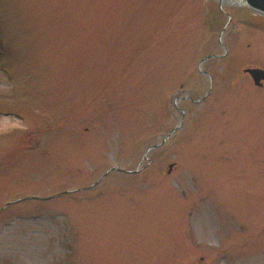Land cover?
Listing matches in <instances>:
<instances>
[{
    "label": "rangeland",
    "instance_id": "374dc122",
    "mask_svg": "<svg viewBox=\"0 0 264 264\" xmlns=\"http://www.w3.org/2000/svg\"><path fill=\"white\" fill-rule=\"evenodd\" d=\"M243 22L206 78L215 1L0 0V264H264V87L242 74L264 21Z\"/></svg>",
    "mask_w": 264,
    "mask_h": 264
},
{
    "label": "water",
    "instance_id": "95a60500",
    "mask_svg": "<svg viewBox=\"0 0 264 264\" xmlns=\"http://www.w3.org/2000/svg\"><path fill=\"white\" fill-rule=\"evenodd\" d=\"M216 2H218L219 6L221 7L224 3H227V2H232V3H228V4H231V5H237V6H241V7H245L247 9H249L250 11H252L253 13L255 14H258V15H261V16H264V0H214ZM213 56H207L205 58H203L201 60V62L199 63V66H201L203 64V62L207 59H210L212 58ZM243 73L247 74L252 83L255 85V86H263L264 85V69L263 68H260V67H251V68H246L243 70ZM182 115H183V112L181 111ZM182 124V121L178 124V126L176 128H174L163 140L160 144L158 145H155V146H151L148 148V150L146 151L145 155L157 148L158 146L162 145L166 139H168L173 133H175L177 130L180 129V126ZM174 165H169V170L170 171L172 168H173ZM111 170H114L111 169ZM110 170V171H111ZM136 171H134L133 173H136Z\"/></svg>",
    "mask_w": 264,
    "mask_h": 264
},
{
    "label": "flooded vegetation",
    "instance_id": "af4514ba",
    "mask_svg": "<svg viewBox=\"0 0 264 264\" xmlns=\"http://www.w3.org/2000/svg\"><path fill=\"white\" fill-rule=\"evenodd\" d=\"M232 10V11H231ZM224 12V14L226 15V17H227V23H226V25H225V27H224V29L222 30V32H220L219 33V35H218V37L219 38H217V43H218V45L221 47V48H223V50L224 51H227V48L225 47V43H222V35H223V31L230 25V26H232V25H237L238 26V24H246L245 22H243V21H248L250 18H252L253 16L254 17H258V18H260L261 20H263L264 21V17L263 16H260V15H257V14H255V13H253L252 11H250V10H248V9H246V8H233V9H231V8H229V10H227V11H223ZM243 26H245V25H243ZM225 55V54H224ZM223 54L222 55H220V56H216L215 57V59H220V58H222L223 56H224ZM261 68H263V67H261ZM245 69V68H244ZM243 69V70H244ZM264 69V68H263ZM243 70H242V74H244L245 76H247L249 79H250V77L247 75V74H245V73H243ZM200 73L202 74V76H204V77H206V78H209V74L207 73V72H204V71H200ZM250 81H251V79H250ZM262 87H264V85L263 86H257V88H262ZM206 97V96H205ZM204 97V98H205ZM204 98H201L199 101H202Z\"/></svg>",
    "mask_w": 264,
    "mask_h": 264
},
{
    "label": "bare ground",
    "instance_id": "6f19581e",
    "mask_svg": "<svg viewBox=\"0 0 264 264\" xmlns=\"http://www.w3.org/2000/svg\"><path fill=\"white\" fill-rule=\"evenodd\" d=\"M228 3H232V2L230 1V2L224 3L223 5H231V4H228Z\"/></svg>",
    "mask_w": 264,
    "mask_h": 264
}]
</instances>
